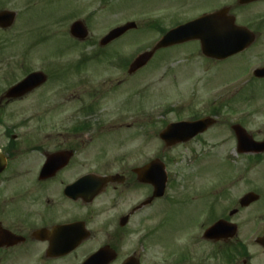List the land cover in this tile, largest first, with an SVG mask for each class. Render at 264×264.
<instances>
[{
	"label": "flooded vegetation",
	"instance_id": "af4514ba",
	"mask_svg": "<svg viewBox=\"0 0 264 264\" xmlns=\"http://www.w3.org/2000/svg\"><path fill=\"white\" fill-rule=\"evenodd\" d=\"M97 4L110 12L118 4L120 21L94 38L90 21L96 12L82 20L88 37L72 40L78 46L91 48V55L103 58L108 75L100 88L86 86L77 95L63 96L65 78L78 77L82 84L87 81L80 80L85 64H80L81 60L70 65L60 64L59 60L48 64L43 57L48 53L43 50H39L43 55L39 65L32 64L18 78H5V74L19 69L18 62L28 61L24 57L36 50L26 49L22 58L12 63L11 57H5L7 51H12L0 48V85L5 87L0 94V264H208L213 258L221 264H253L256 256L251 244L259 247L255 239L263 234L251 239L254 224L248 222L252 220L240 222L238 217L254 212L250 209L254 203L235 208L237 200L224 209L223 202L230 200L227 192L211 196L207 189L193 183L204 179L199 174L209 173L207 160L213 152L210 149L216 146L207 145L210 140L204 136L212 128L186 144L170 148L186 151V157L176 163H186L187 171L194 174L187 177V192H175L181 179L177 178L169 185L171 192L155 197L147 179L154 178L156 170L146 167L159 159V131L141 127L127 135L122 112L112 122L110 115L97 113L94 104L105 98V91L125 87L150 67L147 64L129 72L130 56L153 49L171 30L204 17L200 40L159 48L154 56L185 48L183 57H200L205 74L215 69L220 75L214 81L218 89L233 90L219 102L228 109L226 99L231 100L232 123L226 124L219 106L209 113L214 114V126L226 124L232 135L234 145L227 153L238 160L226 157V168L243 165L251 170L257 155L239 153L232 127L241 126L255 140L247 130L253 110L240 112L238 108L251 106L250 90L264 88V0H98ZM124 12L134 16L125 17ZM129 23L133 24L130 29L101 45L109 31ZM52 56L62 57V50H55ZM32 73H43L46 81L21 97H4L7 89ZM205 78L208 77H201L199 83ZM76 104V108L64 111L65 105ZM200 118L192 115L189 120ZM7 120L25 123L6 127ZM134 138L138 161L130 162L127 144ZM231 179L235 181L225 189L233 192L238 179ZM176 210L189 214L186 229L178 226ZM218 220L236 224L242 233L237 232L233 239H205L206 229ZM247 226L251 227L243 231ZM176 228L178 233L191 232L184 244L168 240ZM131 240L137 248L128 254L125 248ZM149 244L159 248L151 256L152 262L143 257L144 247ZM207 248L214 251V257Z\"/></svg>",
	"mask_w": 264,
	"mask_h": 264
},
{
	"label": "rangeland",
	"instance_id": "374dc122",
	"mask_svg": "<svg viewBox=\"0 0 264 264\" xmlns=\"http://www.w3.org/2000/svg\"><path fill=\"white\" fill-rule=\"evenodd\" d=\"M46 1L48 0H0V10H11L17 13L14 25L5 33L0 32V48L12 51V53L7 51L5 57H11L13 59L12 63H14L18 62L16 60L22 58L21 55L24 54L26 49L36 50V52L24 57L28 61L18 62L19 69H16L9 75L5 74L4 77L11 79L15 76V78H18L19 73L32 66V64L39 65V61L43 56L39 50H43L48 53L47 56H43L47 58L48 64H53L56 60H59V63L64 65L75 64L79 60H81L80 64H85V72L81 74L80 80L87 81L82 84L83 82L80 83L78 77L65 78L63 82V96L77 95L79 94V89L86 86L100 88L106 80V75H108L106 69L103 67L104 62H101L103 58L91 55V48L86 45H76L68 34V28L75 20L89 19L91 15L97 12L95 18L91 19L90 26L93 27L94 38H98L112 26V23L115 24L120 21L122 15L119 5H115L112 10L113 12H110L109 8L103 7V4H97L98 0H66L59 4L57 2ZM124 16L134 15L124 12ZM43 39L45 40L42 42ZM57 49L62 50V57L52 56ZM185 51V48H179L165 53L166 55L155 56L149 63L150 67L145 68L146 70H144V74L140 78L129 80L125 87L116 89L115 91H105V98L99 99L94 104L97 107L95 108L96 112L110 115L112 122L120 118L122 112L123 116H125L123 122L127 126V135L135 134L134 132L141 127L144 129H155L160 132L164 127L163 124L166 125L171 122L186 120L192 115H204L217 106L223 109V114H225L223 118L226 119L224 120L226 124L227 122L232 123L234 117H232L233 112L230 109L232 108L231 100L226 99L228 109L220 106L219 102L222 96L230 95L233 90L218 89L219 84H216L214 81H218L220 75H218V78L215 69H210L211 71L205 74V66L201 62L200 57L194 55L183 57V54L186 53ZM184 59H187V61H183ZM153 71H156V73H153ZM205 75L208 78H205V82L199 83V79ZM152 76H154L153 79ZM156 83L159 84L157 85ZM107 85L105 84V86ZM4 90V84H1L0 94ZM250 91L251 94L249 96L253 99L251 106H239L238 111L244 112L246 111L245 109L249 111L253 110V114L247 122L249 123L247 130L258 141L264 138V88H256ZM76 107L77 104L65 105L64 111ZM151 118H154V120L150 121ZM18 123L25 122L7 120L4 122V125L14 126ZM29 124L33 125V122ZM226 124H223L224 126L213 127L204 136V138L210 140L207 145L216 146V148H209L213 151L210 159L207 160L209 173L199 174L198 176L204 179L202 181H193V183H197L198 187L202 186L204 189H207L211 196L217 194L216 196L220 197L223 191L224 193L227 192V197L230 200L223 202L224 209L235 205L237 200L247 191L258 194L260 197L259 201L250 208L254 212L249 214L242 213L238 217L240 222L252 220L248 224L254 223L257 230V226L260 223H264V156L256 160L258 162H256V165L251 170L244 168L243 165H239L235 169L226 168L228 166L223 162V157L234 145L232 135ZM127 152L130 162L138 161L136 138L128 139ZM158 153L160 159L166 163L168 174L176 179L181 178L184 180L182 182L180 179L176 185L175 192H187L190 186L187 177L194 176V174L184 168V163L179 164L178 161L176 163L177 159L180 160L182 157H186L184 148L165 149L160 142ZM218 168L223 170L222 175L217 174ZM231 178L238 179L233 192L226 191L225 189L229 183L235 181ZM167 191L171 192L169 189ZM193 207L194 204L191 208ZM235 208H238V206L235 205ZM174 214V218H180L178 226L184 225L186 229V221L190 217L189 214L185 212L180 213L178 210ZM250 227H243L242 230L248 231ZM175 232L171 240L170 237L168 240H175L179 244H184L191 234V232L185 234L178 233L177 228ZM238 233H242V231L240 230ZM134 240L129 241L125 248L128 254L137 248ZM144 250L146 256L143 257H147L150 259L149 262H152L151 256L155 255V252L159 248L153 244H149L147 247H144ZM205 250L209 255H213L214 257L215 254L211 248ZM251 251L256 256L253 264H264V252L257 246L251 247ZM213 259H209L208 264H221L216 258Z\"/></svg>",
	"mask_w": 264,
	"mask_h": 264
},
{
	"label": "water",
	"instance_id": "95a60500",
	"mask_svg": "<svg viewBox=\"0 0 264 264\" xmlns=\"http://www.w3.org/2000/svg\"><path fill=\"white\" fill-rule=\"evenodd\" d=\"M12 22H13V15H12V13H5V12H3V13L0 14V27H2V28L9 27L12 24ZM187 27H185V29L182 30V31H175V33H171L172 36H170L169 38H167L165 40L166 41H170V42L177 41V40H174L172 38L173 35L176 34V33H178V32H184V31L186 32V35L190 37V35L188 33H191V32H188V31L189 30H193V29L192 28H188L187 29ZM123 29L124 28L116 30L115 32L112 33V35H118V34L122 33L123 32ZM75 32H76L75 27H72L71 28V33L73 35H75ZM191 37H193V36H191ZM106 41H108V40H105V42ZM166 45H168V44H166L165 41L162 42V44H161V46H166ZM152 53L153 52H150V53H146V54L140 56L135 61V63L131 66V69L134 70V69H137V68L145 65L147 63V61L151 58ZM20 87H22V86L20 85V86H17L15 88H13L7 94V96H10L12 93H15V91L21 90ZM212 123H213V121H211L210 119H205V120H201V121L194 122V123H178V124H172V125H169L167 127V129L163 133H161V138L164 139L167 142L166 143L167 146L168 145H172L174 143L181 142V141H187L190 137L196 135L197 133H201V132L205 131ZM233 129L235 131V135H236L237 140H238L239 145H240L241 144V141H242V138L243 137H246V135L243 133V131H242V129L240 127H234ZM190 131H192V133H189ZM179 137H180V139H177ZM253 150L255 152H264V142L263 143H256L254 145ZM241 151L242 152H245V151H250V150H244V149H242ZM160 171H161V174H160V176H161L160 182H161V192H162L163 191V188H164V183H165V176H164V173H163V166L161 164H160ZM257 199H258V197L255 194L250 193V194L244 196L241 199L240 204H241V206H247L251 202L256 201ZM218 226L219 225H217L216 227H214L210 231L214 230V233H215L217 231L216 228H218ZM260 244L264 246V239H263V241L262 240L260 241Z\"/></svg>",
	"mask_w": 264,
	"mask_h": 264
}]
</instances>
